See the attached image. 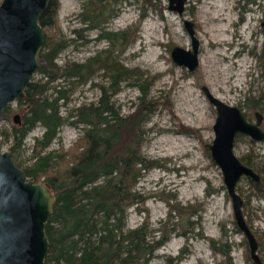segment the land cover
I'll use <instances>...</instances> for the list:
<instances>
[{"label": "rangeland", "instance_id": "rangeland-1", "mask_svg": "<svg viewBox=\"0 0 264 264\" xmlns=\"http://www.w3.org/2000/svg\"><path fill=\"white\" fill-rule=\"evenodd\" d=\"M96 1L57 0L55 21L41 26L46 43H64L54 60L59 72L68 64L100 56L86 80L85 76H61L46 85L45 94L55 96V87L67 91L68 100L60 106L67 117L80 105L96 103L99 85L107 87L111 82V70L99 64L107 63L110 69L118 62L129 70L111 97L121 115L134 111L140 87L147 88L148 100L157 102L143 123L146 134L142 145L143 155L157 165L142 170L134 186L141 200L126 211V227L146 224L148 240L163 238L147 264H256L236 226L221 170L207 147L214 138L216 111L202 86L225 103L245 110L253 121L254 113L260 112L264 128V0H186L181 14L168 9V0ZM95 7L103 11L99 13L101 21L97 27L95 23L86 27L82 14L88 15L87 10ZM217 9L219 18L224 19L221 29L214 30L211 16ZM184 20L192 22L199 41V64L193 71L171 58L174 46L191 49ZM81 28L85 29L80 36L77 30ZM102 32L120 33L116 39H107ZM45 80L41 73L33 75V81ZM25 110L14 101L0 120V150H10L24 172L40 151L35 141L45 131L37 123L21 146L10 149L12 128L22 122ZM14 115H18L16 123ZM84 127L67 119L40 152L70 150L83 136ZM4 129L10 132L8 138ZM234 152L259 175L258 186L243 176L236 190L244 200L245 220L261 244L258 254L264 264V141L238 134ZM34 181H44V176ZM214 245L225 251L229 247L228 254L214 250Z\"/></svg>", "mask_w": 264, "mask_h": 264}, {"label": "trees", "instance_id": "trees-1", "mask_svg": "<svg viewBox=\"0 0 264 264\" xmlns=\"http://www.w3.org/2000/svg\"><path fill=\"white\" fill-rule=\"evenodd\" d=\"M95 3L102 4V0ZM57 5V0H48L39 16L41 26H51L55 21ZM95 9L89 8L88 15L82 14L86 27H97L100 23L99 13L103 11ZM84 29H78V35ZM119 33L102 32L101 36L116 39ZM63 46L62 42L44 41L37 72L46 76V80L41 83L31 78L23 98L17 100L26 109L23 120L13 126L10 135L13 150L40 123L45 131L35 142L42 151L67 119L71 118L74 125H86L75 147L59 153L38 151L25 169L26 176L34 180L44 176L54 195L52 213L45 226L49 249L44 264H147L163 239L148 240L144 232L146 224L126 227V211L141 200L134 186L142 170L157 165L142 153L146 134L143 123L156 109L157 102L148 100L147 88L140 87L134 111L121 115L120 107L111 97L128 77L129 70L118 62L111 64L114 66L110 69L104 63L99 65L111 70V82L107 87L99 85L101 94L97 102L80 105L64 117L60 106L68 100L67 91L55 87V96L50 98L45 94L46 85L61 76H85L86 80L100 56L68 64L59 72L54 60ZM3 134L8 138L10 132L4 129Z\"/></svg>", "mask_w": 264, "mask_h": 264}, {"label": "water", "instance_id": "water-1", "mask_svg": "<svg viewBox=\"0 0 264 264\" xmlns=\"http://www.w3.org/2000/svg\"><path fill=\"white\" fill-rule=\"evenodd\" d=\"M185 1L168 0V9L181 14ZM47 3L48 0L0 1V120L7 106L23 98L26 86L37 72L45 40L39 16ZM184 25L191 37V49L174 46L171 58L193 71L199 64V41L192 22L184 20ZM202 90L216 111L214 138L207 147L221 170L236 226L246 237L250 257L259 264L258 243L245 220L243 199L236 190L241 177L258 180L259 175L235 154L234 143L238 134L264 141L262 116L257 112L256 122H252L244 110L217 98L207 86L203 85ZM17 121L18 115H14V122ZM53 204L50 186L27 178L15 164L11 151L0 150V264H44L49 249L45 226Z\"/></svg>", "mask_w": 264, "mask_h": 264}, {"label": "flooded vegetation", "instance_id": "flooded-vegetation-1", "mask_svg": "<svg viewBox=\"0 0 264 264\" xmlns=\"http://www.w3.org/2000/svg\"><path fill=\"white\" fill-rule=\"evenodd\" d=\"M242 109V108H241ZM243 110V109H242ZM245 111V110H244ZM246 112V111H245ZM256 113H257V111L254 113V117H255V121H253V120H251L249 117H248V114H247V112H246V117H247V119H249L250 121H252V122H256ZM259 114H261L260 112H258ZM261 116H262V118H263V115L261 114ZM262 122V121H261ZM262 127V126H261ZM264 129V128H263ZM235 144V143H234ZM247 177H249V176H247ZM254 183H255V185H257V183L256 182H258L259 181V179L258 180H254L253 178H251V177H249ZM243 203H244V200H243ZM253 232V231H252ZM254 233V232H253ZM256 238V237H255ZM161 239V238H160ZM163 239V238H162ZM245 239H246V237H245ZM257 240V239H256ZM246 242H247V240H246ZM257 243H258V249H259V245H261V244H259V242H258V240H257ZM214 244V243H213ZM247 245H248V242H247ZM213 248H214V250H218V251H221L222 252V254H224V255H226V254H228V252H229V247H227V249H226V251L225 250H223L222 248H218L217 246H213ZM258 249H257V253H258ZM248 250H249V246H248ZM228 251V252H227ZM221 252H219V253H221ZM249 255H250V251H249ZM229 256V255H228ZM260 257V256H259ZM252 259V258H251ZM262 263V260H261V258H260V263L259 264H261Z\"/></svg>", "mask_w": 264, "mask_h": 264}, {"label": "bare ground", "instance_id": "bare-ground-1", "mask_svg": "<svg viewBox=\"0 0 264 264\" xmlns=\"http://www.w3.org/2000/svg\"><path fill=\"white\" fill-rule=\"evenodd\" d=\"M218 11H220V10L217 9L216 12H215V14L211 16V19L213 21H215V24L212 27L214 30L215 29H221V27H222V21L224 19V17L219 18L220 17V13Z\"/></svg>", "mask_w": 264, "mask_h": 264}]
</instances>
